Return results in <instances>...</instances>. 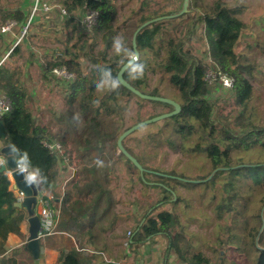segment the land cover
I'll list each match as a JSON object with an SVG mask.
<instances>
[{
    "label": "rangeland",
    "instance_id": "1",
    "mask_svg": "<svg viewBox=\"0 0 264 264\" xmlns=\"http://www.w3.org/2000/svg\"><path fill=\"white\" fill-rule=\"evenodd\" d=\"M20 2L21 0H0V27L10 21L17 23L13 19L5 21L3 19L6 14L18 9ZM54 2L62 7L60 0ZM111 3L116 10V18L112 23L114 37L119 35L122 38L130 36L136 24L134 13L141 4L144 3V11L151 16L173 12L178 5L177 0H111ZM215 3L234 11L236 17L243 23L242 36L235 50L256 67L251 81L253 92L248 112L252 114L254 122L264 124V0H196L200 11H210ZM83 35L86 41L88 40L86 48H92V56L99 60L104 49L100 35L93 30L84 31L76 20H65L56 13L49 20L32 24L27 37L15 47L12 41L5 44L0 33V64L14 71V79L22 89L27 93L32 91V97L28 96L26 101V107L30 112L34 111L38 101L42 100V92H47L43 88L42 80L48 81L39 73L42 70L39 61H35L31 52L34 53V50L36 54L41 53V58L46 64L54 59L58 52L72 50L78 36ZM186 45L193 55L204 61L206 44L200 29L192 34ZM16 48L18 53L12 54L11 51ZM114 53L112 46L108 56L111 57ZM36 58L38 60V56ZM26 60L30 63H26ZM81 63L84 66V62ZM153 89H156L161 97L178 103V94L165 82H160L156 71L148 74L145 90ZM220 98L214 99L216 105L212 115L216 125L236 129L240 125L238 121L240 108L232 95L225 94ZM98 105V103L92 105L93 109ZM118 105L124 107L122 112L117 111L109 117L104 116L101 111L95 114L90 107L83 110L78 104L68 106L66 102L65 104L60 102L57 108L44 111L51 115L49 117L51 121L58 122L60 126L54 134L53 141H59L71 153H75L78 168H74L72 173H75V184L80 183L81 189L76 188L73 202L83 203L84 198L91 196L102 199L109 197L117 202L113 208L121 219L118 257L114 254L97 255L94 257L96 261L92 263L91 255L79 251L78 255L84 264H112L119 258L121 264L135 263L140 261L144 252L150 253L152 261L159 262L164 248L163 240L160 238H156L151 244L135 246L132 250L127 245L129 234L137 221L155 206L164 194L156 188L142 185L138 181L139 175L126 168L123 161L118 158L116 140L120 135L117 132L122 128L167 111L161 107H152L148 103L139 106L135 98H130L128 102L120 100ZM162 122L144 125L124 140V145L140 159L147 171L165 173L166 176L186 182L175 185L170 181L168 184L179 201L176 204L160 205L157 211L172 214L174 223L171 232L183 235L184 240L191 246V254L201 253L208 258L210 264H253V253L248 249L250 238L246 235L245 224H255L256 220L253 217L262 209L264 202V185L254 186L250 180L241 179L231 186L225 174L209 180L217 172L213 173L215 170L212 171L206 153L192 151L199 141V133L196 132L182 140L179 135L173 134L171 124L164 125ZM119 126L123 127L120 130L115 129ZM167 138L175 140L174 150L168 148ZM82 152L84 156H81ZM237 155L242 162L260 163L264 161V148L257 147L248 152H239L235 156ZM97 161L101 163L98 164ZM147 178L151 179V176ZM232 194L236 195L233 199L234 207L230 211H224L222 217L218 219L217 205ZM43 198H46L55 212L48 196L44 195ZM57 229L58 221L52 233L40 241L39 255L36 259H31L30 255L22 250L19 253L14 252L18 263L45 264L48 261L50 264H56L59 251H78L81 242L86 240L59 236ZM261 230L260 228L259 231ZM19 240L23 242L24 239ZM92 242L95 245L102 243L104 247L116 243L115 239L112 241L108 238H94ZM236 246L239 247L238 250H235ZM108 248L111 249L109 246Z\"/></svg>",
    "mask_w": 264,
    "mask_h": 264
},
{
    "label": "trees",
    "instance_id": "2",
    "mask_svg": "<svg viewBox=\"0 0 264 264\" xmlns=\"http://www.w3.org/2000/svg\"><path fill=\"white\" fill-rule=\"evenodd\" d=\"M177 3L175 11L158 16L146 13L144 3L136 10L134 13L136 24L130 36L123 37L125 44L131 50L132 35L135 30L150 20L160 19L140 28L135 36L138 62L144 65L142 76L133 79L129 70L126 69L122 77L142 94L161 97L156 89L145 90L148 74L156 71L160 82H165L178 94L179 113L161 120L162 124H171L173 134L179 135L182 140L196 132L199 133V141L192 151L206 153L212 171L220 167L226 168L217 172L209 180L225 174L231 186L241 179L250 180L254 186L264 185V161L242 162L238 155L235 156L239 152H248L257 147L264 148V124L254 122L252 114L248 112V104L253 92L251 81L256 67L235 50L242 36L243 23L236 17L234 11L220 3H215L210 11H200L196 0H188L186 12L169 17L181 10L183 0H177ZM60 4L69 14L76 11H97V25L92 30L100 35L104 45L100 53L101 58L95 59L91 53L92 48H86L88 40L86 41L84 35L78 36L72 50L58 52L54 59L46 62L47 70L64 67L69 73L75 75L66 91L67 103L70 106L78 104L80 109L85 110L87 107L93 109L92 105L98 103V107L93 109L95 114L101 111L104 116L109 117L112 113L122 112L124 109L118 105L120 100L128 102L130 98H135L139 106L148 103L152 107H161L167 112L172 111V107L167 104L136 97L120 84L115 89L98 87L103 70L110 71L116 78L120 67L126 62L125 58L116 52L111 57L108 56L115 36L112 23L116 18V10L111 0H60ZM27 16V11L18 8L6 14L3 20L13 19L17 21L18 26H23ZM199 29L206 44V52L210 54L221 71L233 79L231 95L240 108L238 115L240 125L236 129L216 125L212 115L216 102L207 97V88L203 81L204 64L186 45L192 34ZM17 50V48L12 50V54H15ZM14 75L11 68L0 64V93L9 99L11 104L10 111L0 118L7 130L6 139L0 140V149L10 146L17 164L37 175L40 192L43 195H53L52 189L58 179V163L56 158L43 147L41 141L47 138V130L35 125V119L26 107L28 93L17 84ZM138 122L140 121L121 130L123 126L115 128L120 130L117 134H121ZM124 140L122 145L125 150L145 171L140 174L122 154H118V158L123 161L128 170L139 175L138 181L142 185L156 188L164 194L158 203L137 221L135 228L129 234L127 245L132 250L135 246L151 244L156 238H160L163 240L164 248L161 259L156 264H167L170 252L180 262L210 264L208 258L201 253L191 254V246L184 240L181 233L171 232V226L174 223L172 214L167 211H157L160 205L176 204L179 201L168 183L172 181L178 185L186 182L166 176L165 173L147 171L140 159L124 145ZM166 144L170 149L176 148L175 140L171 138L166 139ZM147 176H151V179ZM235 197L236 195L232 194L217 205L218 219L222 217L224 211H230L234 207ZM15 201L7 173L0 172V264H18L14 252L10 249L8 237L14 235L24 238L20 225L25 221L26 216L21 209L14 207ZM253 218L256 220L255 224H245L246 235L250 238L248 249L253 253V264H264V220L262 219L264 218V202L262 209ZM22 248L32 259L25 246ZM238 248L236 246L235 250ZM145 254L148 252H144ZM56 264L84 263L77 251L69 250L58 252Z\"/></svg>",
    "mask_w": 264,
    "mask_h": 264
},
{
    "label": "crops",
    "instance_id": "3",
    "mask_svg": "<svg viewBox=\"0 0 264 264\" xmlns=\"http://www.w3.org/2000/svg\"><path fill=\"white\" fill-rule=\"evenodd\" d=\"M32 4V0H21L20 5L18 8L22 9L23 11H27ZM16 33V31H15ZM3 41L5 44H9V42H13L14 37L11 34H2ZM18 53V50L17 52ZM15 53V54H16ZM34 56L35 61L37 62V58L34 53L31 52ZM26 63H30V61L26 60ZM40 65V63H39ZM41 67V65H40ZM42 78H46L48 81H43V88L47 90L46 93L42 92V100L38 101V104L35 106L34 111L32 110V115L35 119V125L39 126L40 128H44L47 130V138L50 139L52 137L53 140L55 138L54 134L56 130L60 128L58 122H54L50 120V114L44 112L45 110H49L51 108H57L60 105V102L67 103L66 85H64L61 81L52 78L43 70H40ZM60 95V96H59ZM28 96L32 97V91H28ZM62 98V99H61ZM67 148V147H66ZM68 149V148H67ZM69 150V149H68ZM70 152V150H69ZM73 157V162L71 168L63 167L58 164V179L56 184L53 186V195L47 194L50 202L52 203L53 209L55 210V221H58V229L57 234L62 237H79L81 239H86L81 242L80 249L77 252L81 251L84 252L86 255H91L93 258L92 263L96 261L94 257L97 255H107V254H114L118 257L117 250L119 248V237L121 232V219L119 217V213L115 211L114 200L111 198H96V197H87L84 198L83 203L75 204L73 202V196H75L76 188L81 189V184H75V173H72V170L77 167V163L75 160V153H71ZM81 156H84V152L81 153ZM79 165V164H78ZM8 175V172H6ZM30 175H33L30 172ZM9 177V176H8ZM11 187L12 181L9 178ZM90 187V186H89ZM43 194L41 192L38 193L37 201L43 198ZM80 213L78 214V212ZM20 231L24 236L23 242H20L19 237L10 235L8 237V243L10 245V249L12 252H20L23 250L22 246H25V240L27 236V223L26 219L20 225ZM94 238H108V239H115L116 243H110L108 246L104 247L105 245H95L92 241ZM17 241V242H16ZM23 244V245H22ZM26 249V248H25ZM116 249V250H115ZM83 253V254H84ZM13 254V253H12ZM15 254V253H14ZM150 258V260H149ZM120 259V258H119ZM115 259L112 264H121V260ZM17 260V259H16ZM18 262V261H17ZM123 262V261H122ZM151 260L150 253L145 254L140 261L135 263H128V264H156ZM180 261L177 257L170 252L168 256L167 264H179ZM19 264V263H18ZM45 264H50L48 261ZM126 264V263H124Z\"/></svg>",
    "mask_w": 264,
    "mask_h": 264
},
{
    "label": "built area",
    "instance_id": "4",
    "mask_svg": "<svg viewBox=\"0 0 264 264\" xmlns=\"http://www.w3.org/2000/svg\"><path fill=\"white\" fill-rule=\"evenodd\" d=\"M28 16L23 26H18L16 22L10 21L0 27L1 34H11L14 37L13 47L17 46L25 37H27L29 27L37 22H43L54 15L55 13L65 20H76L78 25L84 31L89 32L92 30L98 21L97 11H76L69 14L63 7L58 6L54 0H32V4L28 9ZM16 31V33H15ZM41 69L61 81L68 87L75 78L73 73H69L64 67L52 68L47 70L45 61L41 58V53L33 50ZM204 64L203 81L207 88V97L210 100H220L223 95H231L233 89V79L221 71L218 65L211 58L210 54L206 52ZM11 104L9 99L0 93V118L10 111ZM44 148L53 155L57 163L63 167L71 168L72 157L69 150L63 146L59 141L49 140L47 138L41 141ZM5 164V158L0 155V166ZM36 215L39 220L40 230L38 232L39 241L43 240L46 236L50 235L54 228L55 213L46 198H41L36 204ZM179 264H190L187 262H180Z\"/></svg>",
    "mask_w": 264,
    "mask_h": 264
},
{
    "label": "water",
    "instance_id": "5",
    "mask_svg": "<svg viewBox=\"0 0 264 264\" xmlns=\"http://www.w3.org/2000/svg\"><path fill=\"white\" fill-rule=\"evenodd\" d=\"M187 4L188 0H183L182 8L181 10L172 16L174 17L177 15H181L182 13L187 11ZM160 18H156L153 20H150L144 24H142L139 28L135 30V32L132 35V50L136 53L138 57V53L135 46V36L137 32L140 30V28H143L147 26L149 23L159 20ZM126 62L120 67L119 71L116 74V79L119 81V84L127 89L129 92H131L136 97L146 100V101H155L167 104L172 107V111L163 113L161 115H157L155 117H152L147 120H143L141 122L136 123L135 125H132L125 131H123L116 140V148L118 151V154H122L127 160L132 163V165L139 171L141 174L143 171H145L141 165L137 162V160L132 157L123 147L122 141L132 134L137 129L141 128L144 125H148L151 123L159 122L163 119L172 117L179 113L180 106L175 101L158 97V96H149L146 94H142L135 88H133L131 85H129L122 77L123 72L126 70ZM7 137V130L5 126L3 125V122L0 120V140H4ZM0 155H2L5 158V164L0 166V172H8V176L12 181V191L13 195L15 197V203L14 207L21 209L26 216V223H27V236L25 240V248L26 250L31 254V256L36 259L39 255V239H38V232L40 230L39 227V220L36 215V204H37V196L40 192V187L37 181L35 182H29L28 177L30 176L29 170L20 167L17 162L15 161L14 156L12 155V150L10 146H4L0 149ZM223 170L222 168L216 169L213 173L219 172Z\"/></svg>",
    "mask_w": 264,
    "mask_h": 264
},
{
    "label": "clouds",
    "instance_id": "6",
    "mask_svg": "<svg viewBox=\"0 0 264 264\" xmlns=\"http://www.w3.org/2000/svg\"><path fill=\"white\" fill-rule=\"evenodd\" d=\"M113 49L118 54L125 58L126 68L129 70L130 75L133 79H137L142 76L144 71V65L138 62V57L124 42L121 36L114 37ZM119 86V81L112 76V73L108 70L102 71L101 80L98 83V87H109L115 89ZM97 163H101L97 161ZM29 182L37 181V175L33 174L28 177Z\"/></svg>",
    "mask_w": 264,
    "mask_h": 264
}]
</instances>
